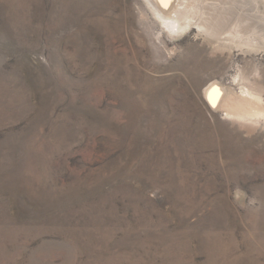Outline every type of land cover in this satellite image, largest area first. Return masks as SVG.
I'll return each instance as SVG.
<instances>
[{
	"label": "rangeland",
	"instance_id": "374dc122",
	"mask_svg": "<svg viewBox=\"0 0 264 264\" xmlns=\"http://www.w3.org/2000/svg\"><path fill=\"white\" fill-rule=\"evenodd\" d=\"M176 2L0 0V264H264V0Z\"/></svg>",
	"mask_w": 264,
	"mask_h": 264
},
{
	"label": "bare ground",
	"instance_id": "6f19581e",
	"mask_svg": "<svg viewBox=\"0 0 264 264\" xmlns=\"http://www.w3.org/2000/svg\"><path fill=\"white\" fill-rule=\"evenodd\" d=\"M150 1V3H152L154 6H156V8H159V11H161V13L160 14H162V13H164V14H167V17H166V19L167 20H169L168 22H169V25H170V27H172L173 29L172 30H174L175 28L177 29L179 26H180V24H181V21L182 20H185V15L183 14L184 13V11H183V13L182 14H180V12H179V3L178 2H176V0H148V2ZM155 1V2H154ZM154 2V3H153ZM184 4V3H183ZM206 4V3H205ZM181 5H182V2H181ZM178 6V7H177ZM183 6V5H182ZM186 6H187V4H186ZM198 6V5H197ZM205 6H207V5H205ZM167 7V8H166ZM188 7V6H187ZM225 7V6H224ZM185 9H186V7H184ZM203 8V7H202ZM208 8V7H207ZM220 9V8H219ZM197 10V9H196ZM205 10V9H204ZM182 11V10H181ZM212 11V10H211ZM197 12V11H196ZM202 12V11H201ZM210 12V11H209ZM208 12V13H209ZM206 13V12H205ZM212 13V12H211ZM214 13V12H213ZM193 15V14H192ZM202 15V14H201ZM205 15V14H204ZM208 15V14H207ZM211 16V15H210ZM187 17V16H186ZM190 18V17H189ZM188 18V19H189ZM191 18H193V17H191ZM211 18V17H210ZM209 18V19H210ZM205 19V18H204ZM212 19H213V16H212ZM203 20V19H202ZM206 20V19H205ZM207 20H208V18H207ZM211 20V19H210ZM209 20V21H210ZM200 21V20H199ZM214 21H216V20H214ZM213 20H212V24H213V22H214ZM206 22V21H205ZM205 22H204V24H205ZM187 23V22H186ZM190 23V22H189ZM200 23V22H199ZM191 24H192V22H191ZM210 24V23H209ZM208 23L206 24V25H209ZM199 25H201V24H199ZM202 26V25H201ZM185 27H186V25H185ZM190 27H191V25H190ZM198 27V26H197ZM200 28V27H199ZM181 29V28H180ZM183 29V28H182ZM186 29V28H185ZM184 29V30H185ZM202 30V29H201ZM204 30V29H203ZM175 31V30H174ZM208 32V31H207ZM230 32V31H229ZM215 86H214V84L212 85V86H210L209 87V90L207 91L208 92V95H211V93L215 90ZM216 109H217V107H216Z\"/></svg>",
	"mask_w": 264,
	"mask_h": 264
}]
</instances>
